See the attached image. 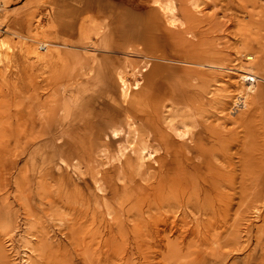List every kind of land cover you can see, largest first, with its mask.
<instances>
[{
	"label": "rangeland",
	"instance_id": "374dc122",
	"mask_svg": "<svg viewBox=\"0 0 264 264\" xmlns=\"http://www.w3.org/2000/svg\"><path fill=\"white\" fill-rule=\"evenodd\" d=\"M0 28V264H264V0H0Z\"/></svg>",
	"mask_w": 264,
	"mask_h": 264
},
{
	"label": "bare ground",
	"instance_id": "6f19581e",
	"mask_svg": "<svg viewBox=\"0 0 264 264\" xmlns=\"http://www.w3.org/2000/svg\"><path fill=\"white\" fill-rule=\"evenodd\" d=\"M161 9H164L162 6H161ZM8 47L7 45V42L2 38V36H0V53L2 52V50L6 49ZM0 59H1V56H0ZM121 79V93L123 96H126L128 94V91H129V85L126 81V78L124 77H120ZM136 84V83H135ZM133 85V84H132ZM137 86V85H136ZM127 97V96H126ZM233 103V102H232ZM238 104V103H237ZM130 122V121H129ZM134 123V121L131 120V125ZM134 125V124H133ZM133 127V126H131ZM135 134V132H134ZM141 148V147H140ZM143 150V149H142ZM139 156V155H138ZM137 156V157H138ZM216 254V253H215Z\"/></svg>",
	"mask_w": 264,
	"mask_h": 264
},
{
	"label": "built area",
	"instance_id": "2783aa9c",
	"mask_svg": "<svg viewBox=\"0 0 264 264\" xmlns=\"http://www.w3.org/2000/svg\"><path fill=\"white\" fill-rule=\"evenodd\" d=\"M0 30H1V28H0Z\"/></svg>",
	"mask_w": 264,
	"mask_h": 264
}]
</instances>
